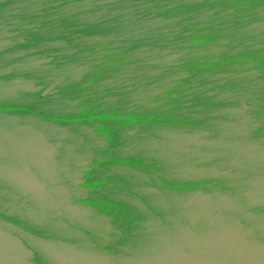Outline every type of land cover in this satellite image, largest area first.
<instances>
[{"label":"water","instance_id":"1","mask_svg":"<svg viewBox=\"0 0 264 264\" xmlns=\"http://www.w3.org/2000/svg\"><path fill=\"white\" fill-rule=\"evenodd\" d=\"M80 132L107 138L78 153ZM67 181L96 183L78 189L108 218L93 251L75 249L91 219L45 218L74 205L20 198H71ZM58 259L264 264V0H0V263Z\"/></svg>","mask_w":264,"mask_h":264},{"label":"flooded vegetation","instance_id":"2","mask_svg":"<svg viewBox=\"0 0 264 264\" xmlns=\"http://www.w3.org/2000/svg\"><path fill=\"white\" fill-rule=\"evenodd\" d=\"M220 55H222V52L220 53L219 51L216 53V54H213V56H220ZM79 86V85H78ZM82 86V85H81ZM82 87H84V86H82ZM105 92V91H104ZM170 92V91H169ZM173 92V91H172ZM91 96L92 95H90L89 96V101H88V103H89V105H90V108L91 109H93V108H100V107H108L109 106V102H108V100H106V99H104L103 97H101L102 99H99V100H93V99H91ZM174 96V95H173ZM176 99V97L174 96V97H172V101H173V99ZM75 102H78V106L81 104V102H80V99H77V100H74ZM87 100H83V103H85ZM175 101H177V99L175 100ZM159 103H161L160 101L158 102V104ZM82 105V104H81ZM159 106V105H158ZM82 107H84V105L82 106ZM107 111V110H106ZM105 111V112H106ZM89 119H91V121H93V122H95V120H96V118L95 117H93V118H90L89 117ZM83 123L84 122H81V126H83ZM67 138H69V139H74L75 141H78V143H79V145H85V143H89L90 145H91V147H89V148H81L80 146L79 147H77V148H74V149H71V150H76L78 153H80V152H85V153H88V154H93L94 152H95V150H99V148L98 149H96V148H94L93 147V143H94V141L95 140H97V139H104V140H106V138H107V135H94V134H89V133H85V132H80V133H74V134H72V135H69ZM103 148H105V147H103ZM71 150H68L67 152H69V151H71ZM106 150H107V148H105V149H102L101 151H103V152H106ZM76 151H74L75 153H76ZM108 151V150H107ZM73 152V153H74ZM110 152V151H109ZM73 153L71 154L72 156H73ZM107 153V152H106ZM47 155V154H46ZM109 166H111L110 164H108V165H105V166H103L104 167V169H103V172H104V175H105V177H106V175L107 176H109V169H107ZM122 167L124 168V170L125 171H127V169L126 168H129L128 166L126 167L125 166V164H122ZM101 168V167H100ZM111 168V167H110ZM74 171H77V170H75V169H73ZM203 170H208V168H206V169H203ZM79 174V173H78ZM77 173H76V175L77 176H79ZM104 177V176H103ZM223 177V176H222ZM222 177H220V176H217V178H216V182L217 183H219V184H222L223 183V179H222ZM113 182H115V181H113V180H110V181H107L105 184H108V186L109 187H112V189H116L117 188V186L118 187H121V189H123L124 188V186H123V184L121 185V184H116V183H113ZM117 182V181H116ZM121 182V181H120ZM227 182H230V183H232V187H233V189H236V187L237 186H239V184H240V180H232V181H227ZM86 182L84 181H78V182H69V181H67L66 182V184H71V187H72V189H71V191H72V194H75L73 197H71V198H69V197H66L65 199H63L62 197H60L62 194H59V193H57L56 191H54V190H52V192H54L55 194H57L55 197L54 196H51V197H48V198H44V197H42V198H39V199H37L36 197H31V196H26V197H20L21 199H24L25 201L26 200H29V201H34L35 203H42L41 201H44V200H50V199H55V198H57L58 196H59V198L56 200L57 202H60V203H62L64 200H66V201H68L69 203H71L72 205H74V212L75 213H73V214H71V215H73V216H70V215H68L67 213H66V211L65 210H61V209H59L58 210V208H56L55 209V211H54V214L53 215H50V216H46L45 218H49V219H51L50 220V222H52V221H56V220H58V223H60V222H64V218H67L68 220H69V218L70 219H72V222L73 223H75L76 222V225L74 226V231H69V229H65V231H69V233H66L67 235H76V234H79V230L78 231H75V229H78V222L79 223H82V222H85L84 220L86 219V218H89V219H91L92 220V224H90V227H89V229H87V233H88V237H89V239H88V244H83V245H76L75 247V249H77V250H79V249H82V248H84V249H86V247H87V249H89V246L91 245V248H92V251H93V249L95 248V244L93 243V241H94V239L95 238H93V237H95V234H97V233H99L100 232V234H101V231H97L96 229H95V227H94V224H93V221L95 222L96 221V219H100V221H98V223L100 224L102 221H103V219H108V218H105V216L106 215H103V217H96V218H94L93 217V214H92V216H91V213H93L92 211H90V212H88V211H86V209H83L84 207L82 206V207H80V205H85L84 203H83V201H80V200H86V199H81L79 196H78V189L80 188V187H82L83 185H91V187H93V185L92 184H96V183H94V182H87V184H85ZM89 183V184H88ZM92 183V184H91ZM31 184H35V183H33V182H31ZM74 184V185H73ZM99 184V183H98ZM4 185H5V183H4ZM6 185L7 186H12V185H14L15 187L17 186H20V187H24V186H26L27 184L26 183H22V182H14V183H6ZM60 185H61V183H59L58 182V180L56 181V182H46V183H44V185H42V187H44V186H47V187H49V188H51V186H52V188L53 187H55L56 186V188H59L58 190H59V192H61V188H60ZM100 185V184H99ZM130 185V184H129ZM129 185H127V186H129ZM207 185V184H206ZM209 185V184H208ZM29 186H31V187H34V186H32V185H29ZM120 189V190H121ZM237 189H238V187H237ZM117 190V189H116ZM127 190V188L125 189V191ZM70 191V192H71ZM67 193H69V192H67ZM93 195V194H92ZM94 198V197H93ZM90 199V200H88V204L90 205V208H89V210H93V208H94V205L95 204H104L103 202H106L107 203V201H104V200H96L95 198L94 199ZM126 199V198H125ZM114 200V203H112V201ZM39 201V202H38ZM117 201H119V200H117L116 198L115 199H108V203L109 204H117ZM33 203V202H32ZM54 203H56V202H54ZM86 203V204H87ZM37 205V204H36ZM113 206H115V205H110L109 207L112 209V207ZM108 206H107V208H109ZM116 207V206H115ZM41 208H43V207H41ZM80 208H82L83 210L81 211V213H79L78 212V210L77 209H80ZM109 208V209H110ZM115 209V208H114ZM8 214H11V212L10 213H8ZM105 221H107V220H105ZM96 223V222H95ZM26 230V229H25ZM102 230V229H101ZM80 231L81 232H85V229H80ZM105 231V230H104ZM106 233H107V235L105 234L104 235V238L105 239H110L111 238V240H112V238H115V239H117L118 238V233H112V231H108V230H106ZM62 235H64V234H62ZM114 235V236H113ZM78 236V238H81L82 236H84V235H81V236H79V235H77ZM82 239V238H81ZM115 241H117V240H115ZM34 249H38L39 250V248H34ZM41 250H45V249H47V248H45V247H41L40 248ZM68 250L70 249V247H68L67 248ZM105 249V248H104ZM110 250V251H112L113 249H115V250H113L114 252H113V254L114 255H119V256H121V252L122 251H124V250H128L129 251V249H128V247H122V246H120V245H113V246H111V247H108V248H106V250ZM73 250V249H72ZM139 250V249H138ZM130 251H133V250H130ZM108 255H110V254H108ZM111 256H112V253H111ZM51 263V262H50ZM0 264H3V263H0ZM52 264V263H51ZM55 264H63L59 259H58V262H56ZM71 264H78L76 261H75V263L73 262V263H71Z\"/></svg>","mask_w":264,"mask_h":264}]
</instances>
